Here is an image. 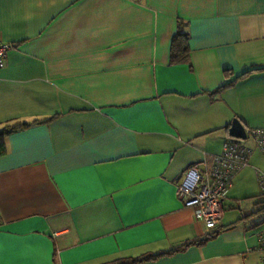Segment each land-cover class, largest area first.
<instances>
[{
	"label": "crops",
	"instance_id": "crops-1",
	"mask_svg": "<svg viewBox=\"0 0 264 264\" xmlns=\"http://www.w3.org/2000/svg\"><path fill=\"white\" fill-rule=\"evenodd\" d=\"M179 22L187 58L173 63ZM0 42V128L28 124L0 155V264H262L264 224L232 208L264 151L202 243L176 187L210 167L233 118L264 128V0H0Z\"/></svg>",
	"mask_w": 264,
	"mask_h": 264
},
{
	"label": "built area",
	"instance_id": "built-area-1",
	"mask_svg": "<svg viewBox=\"0 0 264 264\" xmlns=\"http://www.w3.org/2000/svg\"><path fill=\"white\" fill-rule=\"evenodd\" d=\"M10 47L11 44L0 42V67L4 65ZM245 131L246 137L253 140V147L243 145L239 138L227 136L220 153L213 156L210 167L201 171L197 163L191 164L183 171L176 187V195L183 206L192 208L195 217L205 224L209 232L221 225L223 201L234 175L248 165L254 148L264 151V128H246ZM256 174L264 204V171L257 169ZM256 238L252 249L264 264V230L258 231Z\"/></svg>",
	"mask_w": 264,
	"mask_h": 264
},
{
	"label": "trees",
	"instance_id": "trees-1",
	"mask_svg": "<svg viewBox=\"0 0 264 264\" xmlns=\"http://www.w3.org/2000/svg\"><path fill=\"white\" fill-rule=\"evenodd\" d=\"M187 32L184 29V25L179 22L177 32L173 35L170 45V61L171 62H181L186 60L187 58ZM232 83V81L227 82L225 85H228ZM50 118L46 119L45 121L49 120ZM28 124L26 122H16L13 124H4L0 128V155L5 153V143L4 139L7 134L10 132L23 128L27 126ZM221 226V225H220ZM218 227L215 231L209 232L206 237L196 241V243H202L204 240L214 236L216 233H218L221 229V227ZM171 252H166L165 254H170ZM162 255V253L157 254H142L136 257H122L113 260L109 264H138L144 261H148L151 259H155Z\"/></svg>",
	"mask_w": 264,
	"mask_h": 264
},
{
	"label": "rangeland",
	"instance_id": "rangeland-1",
	"mask_svg": "<svg viewBox=\"0 0 264 264\" xmlns=\"http://www.w3.org/2000/svg\"><path fill=\"white\" fill-rule=\"evenodd\" d=\"M264 171V169L262 170ZM236 186L238 185L240 188V193H245L241 196H245V198L237 199L234 201V207L232 208L234 213H243V210L246 213H249L253 210V214H250L247 219H250V221L259 222L261 225L264 224V209L258 208L260 204H254L256 200H261L260 195V188L257 181V178L253 177L252 172L248 171L247 177L245 180L242 181H236ZM248 195H255L254 197H247ZM239 197V196H238ZM229 212V210H226ZM229 213H226V215Z\"/></svg>",
	"mask_w": 264,
	"mask_h": 264
},
{
	"label": "water",
	"instance_id": "water-1",
	"mask_svg": "<svg viewBox=\"0 0 264 264\" xmlns=\"http://www.w3.org/2000/svg\"><path fill=\"white\" fill-rule=\"evenodd\" d=\"M228 135L239 139L246 138L245 127L237 117L232 119L228 127Z\"/></svg>",
	"mask_w": 264,
	"mask_h": 264
}]
</instances>
